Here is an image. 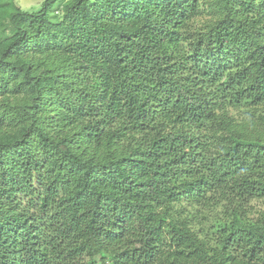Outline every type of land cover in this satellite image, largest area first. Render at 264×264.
<instances>
[{
  "label": "trees",
  "instance_id": "1",
  "mask_svg": "<svg viewBox=\"0 0 264 264\" xmlns=\"http://www.w3.org/2000/svg\"><path fill=\"white\" fill-rule=\"evenodd\" d=\"M256 199L264 0H0V264H264Z\"/></svg>",
  "mask_w": 264,
  "mask_h": 264
},
{
  "label": "rangeland",
  "instance_id": "2",
  "mask_svg": "<svg viewBox=\"0 0 264 264\" xmlns=\"http://www.w3.org/2000/svg\"><path fill=\"white\" fill-rule=\"evenodd\" d=\"M44 0H17L18 4L20 6H22L23 8H27L31 11L33 10H36L37 7L43 2ZM201 19H207L209 18L210 16L207 15L206 13H202V15L200 16ZM254 203V206H253V210H259V209H264V201L263 200H260V199H256L253 201ZM257 213H253L252 215H255L256 216Z\"/></svg>",
  "mask_w": 264,
  "mask_h": 264
}]
</instances>
